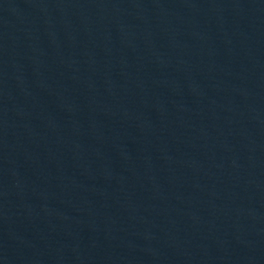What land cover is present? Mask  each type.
<instances>
[{"label": "water", "instance_id": "obj_1", "mask_svg": "<svg viewBox=\"0 0 264 264\" xmlns=\"http://www.w3.org/2000/svg\"><path fill=\"white\" fill-rule=\"evenodd\" d=\"M0 264H264V0H0Z\"/></svg>", "mask_w": 264, "mask_h": 264}]
</instances>
